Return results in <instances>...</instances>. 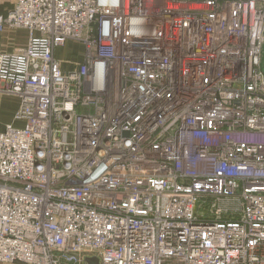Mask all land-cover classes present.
<instances>
[{
	"label": "built area",
	"instance_id": "2783aa9c",
	"mask_svg": "<svg viewBox=\"0 0 264 264\" xmlns=\"http://www.w3.org/2000/svg\"><path fill=\"white\" fill-rule=\"evenodd\" d=\"M18 29L0 264H264V0H16Z\"/></svg>",
	"mask_w": 264,
	"mask_h": 264
},
{
	"label": "crops",
	"instance_id": "0c3cea01",
	"mask_svg": "<svg viewBox=\"0 0 264 264\" xmlns=\"http://www.w3.org/2000/svg\"><path fill=\"white\" fill-rule=\"evenodd\" d=\"M15 1L16 0H0V14L7 15V13L13 8ZM27 42V30H6V32L1 36L0 45L2 50L7 52H13L25 48ZM67 43L65 44V46L55 50V57L63 62L64 71H72L78 66V64L84 61L85 49L82 44H76V47H78L76 48V50L78 49L77 57L75 59H68L65 54ZM68 45H70V43ZM19 109L20 99L18 97L13 95H0V132L5 131L8 125H13L15 127H23L24 122L15 119Z\"/></svg>",
	"mask_w": 264,
	"mask_h": 264
},
{
	"label": "rangeland",
	"instance_id": "374dc122",
	"mask_svg": "<svg viewBox=\"0 0 264 264\" xmlns=\"http://www.w3.org/2000/svg\"><path fill=\"white\" fill-rule=\"evenodd\" d=\"M69 43H70V45H68ZM76 44L79 45L81 43L78 42V41H69L67 43V46H66V49H65V54H66V57L68 59H70V58L75 59L77 57V55H78V49L76 50V48H78V47H76ZM71 47H75V48H71ZM84 54H85V50H84Z\"/></svg>",
	"mask_w": 264,
	"mask_h": 264
},
{
	"label": "water",
	"instance_id": "95a60500",
	"mask_svg": "<svg viewBox=\"0 0 264 264\" xmlns=\"http://www.w3.org/2000/svg\"><path fill=\"white\" fill-rule=\"evenodd\" d=\"M86 261L88 264H98L97 260L87 259Z\"/></svg>",
	"mask_w": 264,
	"mask_h": 264
}]
</instances>
